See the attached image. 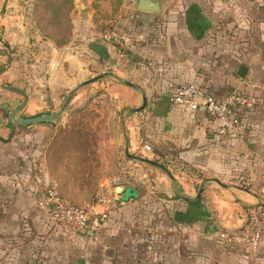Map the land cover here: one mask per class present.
Segmentation results:
<instances>
[{"label":"rangeland","instance_id":"obj_1","mask_svg":"<svg viewBox=\"0 0 264 264\" xmlns=\"http://www.w3.org/2000/svg\"><path fill=\"white\" fill-rule=\"evenodd\" d=\"M36 2L37 0H0V14L3 4L6 3L0 17V40L11 53V64L0 74V84L27 94V104L15 117L54 113V118L43 125L15 126L11 139L6 141L10 136L0 139L1 180L9 181L23 173L27 177H36L39 174L38 178L42 179L38 190L54 184L65 198L76 205L97 203V198L102 197L111 199L112 208H121L123 204L112 199L120 188L130 187L138 192L150 191L151 186L156 185V173L166 170L133 156L150 159L165 167L170 165L167 169L169 174L184 170L185 166H172L165 157L161 160L152 156L150 151L143 150L145 140H152L145 134L152 135L150 130L154 120L151 116L147 118L149 112L143 113V108L136 111L137 107L126 106L121 101L125 96L123 91L117 90L118 96H112L108 88L94 84L93 80L75 84L72 88L54 87L49 82L60 66L68 64L67 61L63 64V51L73 52L98 42L111 44L112 41H107L102 36L112 28L115 30L114 48L118 55L120 52L124 55L120 56V62L124 63L127 57L126 60L134 65V75H127V78L124 76L128 80L141 77L142 71L137 72V62L142 59L143 48L149 55L156 48H188L193 53V49L179 38L178 27L173 26L170 38L165 39V29L157 20L163 9L158 13L138 11L133 8L134 0H47L39 7ZM55 3H59L57 14L53 12L56 11L53 9ZM169 10L177 9L170 7ZM222 12L223 9L217 13L219 20L200 43L204 53H201V62L199 60L197 64L199 68L195 71L200 78L197 82H201L211 92L214 91L215 95L216 90L207 86L209 79L230 75L235 81H240L236 73L240 64L237 55L240 41L238 32L244 24L241 26L239 14L234 13V24L232 23V29L229 30L225 27L227 21L224 19L229 12L226 17L219 16ZM249 25L250 23L247 27L250 29ZM253 38L248 40L249 44H256L255 37ZM259 48L264 49V45L260 44ZM8 59L7 49L0 44V70L8 63ZM174 60L172 57L169 61ZM233 87L228 84L222 92L227 93ZM217 93L221 91L217 90ZM28 96L32 101H29ZM28 102L29 111L33 114L26 111ZM21 103L22 97L19 93L0 88V134L4 135L7 131V112ZM134 127L139 138L144 134L142 141L136 145L130 143L128 135ZM143 127L145 130H142ZM176 156L174 150L167 155L173 162L177 161ZM230 164V174H238L240 182L237 185L240 187L259 190L264 186V168H256L254 165L246 167L243 164L233 167L231 161ZM6 183L0 181V264H133L128 208L119 215V223L114 225L110 221L105 227V241L115 244L117 248L116 256L112 260L99 259L101 251L99 247H95L97 240L67 237L51 228L47 232V226L42 225L39 229L32 228L31 235L45 243L30 242L32 246L27 249L21 243L25 238L19 236L22 224L20 228L15 227L17 218L11 219V216L3 214L5 195L9 193L5 185L12 187V184ZM211 219L213 222L215 217L211 215ZM141 226H145L144 221L140 222L138 228ZM204 226L205 223L201 221V232L205 230ZM156 228L150 234L145 232L147 228H144L145 231L139 230L136 240L145 245V238L148 237V244L155 247L161 236L160 229ZM220 231L212 232L217 241V233ZM151 235L153 239H149ZM61 241L66 242V245ZM219 243L222 245L220 241ZM86 246L88 251L81 254L80 251ZM226 248L238 252L231 247ZM203 253L206 252L201 249L200 256H204ZM80 259L82 263H79ZM138 264L148 263L142 261Z\"/></svg>","mask_w":264,"mask_h":264},{"label":"crops","instance_id":"obj_2","mask_svg":"<svg viewBox=\"0 0 264 264\" xmlns=\"http://www.w3.org/2000/svg\"><path fill=\"white\" fill-rule=\"evenodd\" d=\"M161 1L163 11L157 20L165 29V39L170 38L173 26H176L179 28V38L193 49L191 51L193 53H190L188 48L183 50L156 48L151 49L152 53L149 55L143 48L142 54L152 59V65L142 72L141 77L128 80L125 77L134 75V65L126 60L127 57L124 63L120 62V55L114 44L98 42L73 52L63 51L65 54L63 64L66 61L68 64L60 66L55 77L49 80L54 87L72 88L75 84L94 79V84L108 88L112 96H118L117 90L123 91L125 96L121 101L130 108L141 107L145 101L143 113L149 112L147 118L151 116L154 120L150 130L152 135L145 134L147 138L152 139L145 140V145L150 147L151 155L162 160L160 151L172 166L181 165V168L185 166L184 170H179L176 174H169L167 169L170 165L167 166V172L158 171L154 180L156 185L151 186L150 191L138 192L130 187L120 188L112 199L123 204L121 208H112L111 199L108 198L95 205L97 211L108 209V219L99 230L95 246L101 251L99 259L115 258L117 248L115 244L105 241V227L110 221L114 225L119 223V215L128 208L130 222L128 226L130 234L133 233L132 236L129 234L133 244L130 246L133 250L131 258L133 264L142 261L148 264H264V245L255 255L238 253L220 245L212 233L239 228L246 219L248 209L264 204V186L259 190L242 188L237 185L240 182L238 174H230L229 170L230 161L233 162V167H240L243 164L246 167L254 165L256 168H264V49L259 48L260 44L264 45V0ZM170 7L177 10H169ZM221 9L223 12L219 13V16L226 17L229 12L224 18L227 21L225 27L229 30L232 29L234 13L239 14L241 26L244 24L238 32L240 41L236 54L240 61L239 65H245L247 73L244 78L238 76L240 81H235L230 75L218 79L211 78L207 86L216 90V96H222L226 93L222 92L223 89L229 84L236 90L259 96L263 103L245 114L246 128L241 133L218 137L213 131L217 122L212 117L200 111H184L171 103L169 84L200 80L195 72L199 68L197 65L199 60L201 62V53H204L200 43L219 20L217 13ZM248 23L251 25L250 29L247 27ZM250 35L255 37L256 44H249L248 40L253 38ZM139 53L141 54L140 51ZM172 57L175 59L173 62L169 61ZM229 68L232 69V66ZM137 72L140 73L139 70ZM250 81L258 83L259 88L251 89ZM217 90L221 93H217ZM212 93L215 94L214 91ZM28 98L32 101L29 96ZM29 110L28 102L26 111L33 114ZM135 128L127 134L130 136V143L136 145L142 141L144 134L139 138ZM142 130H145V127ZM5 136L7 138L10 136L6 141L12 138L13 130L10 127H7L4 135L0 134V139ZM171 150L175 151L177 161L173 162L167 157ZM39 176L38 174L36 177L33 175L27 177L23 173L9 181L1 180L0 177L4 184H7L6 182L12 184V187L5 185L9 193L5 195L3 214L11 216V219L17 218L15 227L20 228L22 224L19 236L25 238L21 243L27 249L32 246L30 242L38 241V237L33 238L31 235L32 228L39 229L42 225L47 226V232L50 228L54 230L46 213L35 203L37 188L42 179L38 178ZM198 186L199 189H196ZM197 197L201 198L202 209L198 206L191 207L185 201ZM141 211L143 214H140ZM200 211H204V218H199ZM211 215L215 217L213 222ZM141 221L145 222V226L138 228ZM201 221L205 223V230L202 232L199 230ZM154 227L160 229L161 235L155 247L148 244V237L145 238V245L136 240L139 230L147 228L144 231L150 234ZM149 239H153V235ZM40 243L38 241V244ZM63 244L66 245V242ZM56 246L58 247V244ZM87 249V246L84 247L80 251L81 254L87 252ZM201 249L206 252L203 253L204 256H200ZM79 263H82L81 259Z\"/></svg>","mask_w":264,"mask_h":264},{"label":"built area","instance_id":"obj_3","mask_svg":"<svg viewBox=\"0 0 264 264\" xmlns=\"http://www.w3.org/2000/svg\"><path fill=\"white\" fill-rule=\"evenodd\" d=\"M115 30L109 29L102 38L113 43ZM110 39V40H109ZM123 56V53H119ZM137 62L138 70L144 72L152 65V59L141 55ZM251 89L259 88L256 83H249ZM169 99L171 103L184 111H200L216 120L213 131L218 137L236 135L246 127L245 114L263 99L253 93H245L233 89L222 96H216L201 83L182 82L170 83ZM144 149L149 151L148 145ZM100 203L103 198H97ZM37 207L49 217L52 226L58 233L67 237H82L97 240L99 230L108 217V209L97 211V203H86L75 206L62 196L56 185L48 184L40 188L35 196ZM217 239L222 245L231 247L238 252L255 255L264 245V211L252 209L247 213L244 223L233 231L221 230Z\"/></svg>","mask_w":264,"mask_h":264},{"label":"water","instance_id":"obj_4","mask_svg":"<svg viewBox=\"0 0 264 264\" xmlns=\"http://www.w3.org/2000/svg\"><path fill=\"white\" fill-rule=\"evenodd\" d=\"M4 1L6 2V0H4ZM5 4L6 3H4L2 8H1L0 17L4 13ZM133 8L138 10V11L149 12V13H158L161 10V0H134ZM0 44L7 49V52L9 54L8 63L5 65V67L3 69L0 70V74H1L11 64V58H10L11 53L8 50L7 45L2 40H0ZM236 73L240 78H244L246 73H247V68L245 67V65L241 64V65H239ZM92 80H94V79H92ZM0 88L5 89V90H9V91L17 92L22 97V103L15 108H11L7 112V122L10 124L11 130H13L15 126H27V125H32V124L48 123V122L53 120L54 113H41L38 115L28 116V117H24V116L15 117L20 112V110L23 109V107L27 104V94L25 92L19 90V89L12 88V87H9V86L3 85V84H0ZM144 105H145V101L141 107H138L135 110L136 111L141 110L144 107ZM133 157L138 159V160H141L143 162H147V163H150L153 165H157L160 168H162L161 165L157 164L156 162H154L150 159L142 158V157H138V156H133ZM165 171L167 172V170H165Z\"/></svg>","mask_w":264,"mask_h":264},{"label":"trees","instance_id":"obj_5","mask_svg":"<svg viewBox=\"0 0 264 264\" xmlns=\"http://www.w3.org/2000/svg\"><path fill=\"white\" fill-rule=\"evenodd\" d=\"M47 2V0H37V2H36V6H40V5H42V4H44V3H46ZM55 5V7L53 8V9H55L56 11H53L55 14H57V7H58V5H59V3H55L54 4ZM59 8V7H58ZM65 40V39H64ZM63 40V41H64ZM7 125H8V127H10V124L9 123H7ZM158 152V151H157ZM159 154L161 155V157H164V154L163 153H161L160 151H159ZM162 166V168H164V169H167V167H165V165H161ZM60 193V192H59ZM61 194V193H60ZM62 195V194H61ZM63 196V195H62ZM185 201H186V203L187 204H189L191 207H201L200 206V201H201V198L200 197H197V198H194V199H185ZM71 202V201H70ZM73 205H75V206H79V205H76L75 203H73V202H71ZM201 209H202V207H201ZM251 209H261L262 211H264V204H262V205H256L255 206V208H251ZM250 209V210H251ZM249 209L247 210L248 212L250 211ZM194 212V211H193ZM193 215H194V213H193ZM204 216H205V213H204V211H200L199 212V218H204Z\"/></svg>","mask_w":264,"mask_h":264}]
</instances>
